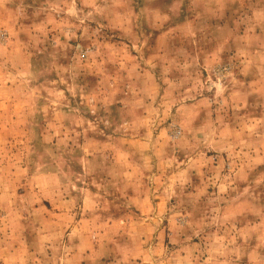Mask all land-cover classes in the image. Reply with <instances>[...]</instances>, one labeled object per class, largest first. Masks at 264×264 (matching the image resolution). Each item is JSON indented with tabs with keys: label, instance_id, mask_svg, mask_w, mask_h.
Segmentation results:
<instances>
[{
	"label": "rangeland",
	"instance_id": "1",
	"mask_svg": "<svg viewBox=\"0 0 264 264\" xmlns=\"http://www.w3.org/2000/svg\"><path fill=\"white\" fill-rule=\"evenodd\" d=\"M0 264H264V0H0Z\"/></svg>",
	"mask_w": 264,
	"mask_h": 264
}]
</instances>
